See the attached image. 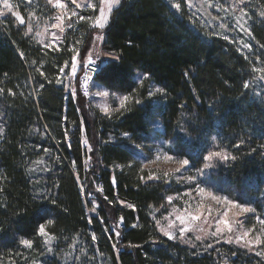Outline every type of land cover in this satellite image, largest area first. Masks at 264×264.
Segmentation results:
<instances>
[{
  "label": "trees",
  "instance_id": "trees-1",
  "mask_svg": "<svg viewBox=\"0 0 264 264\" xmlns=\"http://www.w3.org/2000/svg\"><path fill=\"white\" fill-rule=\"evenodd\" d=\"M185 9V2L176 10L169 0H121L112 12L100 47L111 54L104 61L119 60L104 63L93 80L119 98L110 114L84 109L81 100L77 111L57 84L72 45L86 60L95 36L88 22L72 24L66 40L45 47L15 18L0 17V264H264L231 244L204 249L169 239L153 223L176 188L144 165L149 144L190 159L192 171L202 167L209 148L234 156L214 158L215 186H204L249 205L255 209L250 218L264 220V94L243 87L251 80L247 53L204 32ZM250 30L264 45V23L263 30ZM260 45L251 56L264 63ZM125 95L130 99L121 108ZM161 140L171 143L160 146ZM98 180L104 196L96 191ZM83 190L95 213L87 211ZM121 217L118 238L111 230ZM49 219L47 231L56 237L51 252L37 233Z\"/></svg>",
  "mask_w": 264,
  "mask_h": 264
},
{
  "label": "rangeland",
  "instance_id": "rangeland-1",
  "mask_svg": "<svg viewBox=\"0 0 264 264\" xmlns=\"http://www.w3.org/2000/svg\"><path fill=\"white\" fill-rule=\"evenodd\" d=\"M171 5L175 2H180V0H169ZM247 0L246 5H243L245 11L248 13V16L251 17L249 20L248 27L257 31L258 29L263 30L264 17L260 16V12H264V4L262 1L256 0ZM186 3V13L188 19L194 24H198V26L204 31L211 33L213 36H219L221 38L224 37L225 34L229 36L228 40H225L231 45H234L236 48H240L241 51H245L249 56L248 49H243L244 43H249L252 46V52L255 53V47L258 44L259 38L256 35H251V37L243 32V31H228L225 32L220 28L221 18L225 16L224 11H220L219 9L222 7L227 9L230 16V23H235V16L239 15V8L235 7L237 0H184ZM13 3L14 11H19L24 20L27 31L29 28L32 29L29 32L39 43L48 47H56L57 44L54 42L55 37L59 38L61 43L66 40L65 35L66 31L69 30L68 24H76L78 22H88L90 26L95 21L97 15H99V9L102 4V0H77V3L81 5V7L77 8L75 4L72 3V0H61V3L65 5L64 8H55L54 4H50L48 0H11ZM92 4L93 8L85 7L84 5ZM105 10H106V6ZM2 5H0V12H3ZM76 12L78 15L73 16L72 13ZM195 13V16H193ZM58 14L64 15V27L66 31L64 33H60L59 29H53L51 24L57 23L55 17ZM85 16L88 19L80 20L79 16ZM4 16H12L9 13H5ZM13 17V16H12ZM14 18V17H13ZM247 18V17H246ZM226 24H229V21H223ZM251 31V30H250ZM255 31V32H257ZM101 29H95V36L99 37L101 35ZM253 32V31H252ZM91 49L88 52L86 60L89 56L97 55L101 59L107 58L109 56H105V52L102 51L100 47L101 40L96 39L92 42ZM74 46V45H72ZM78 49L79 46L75 45ZM240 51V52H241ZM79 53V51H78ZM73 55H77V52L71 51L69 58V65L67 67V72L63 75L60 74V79L63 81V86L66 90V94L71 96L69 89L71 87H76L78 90V95L74 99L76 104L78 105L80 111V104H78L79 100L83 102L84 109H88L89 107H94L96 110L102 112L100 109L102 107L112 108L113 103L119 100H116V95L107 91L105 88L100 86L97 83L93 84L92 81V91L91 95L84 96L77 85V78L79 77L82 68H77L76 76L72 75L71 69V57ZM81 55L78 54V64L81 62ZM249 59L252 61L250 64V73L251 80L253 77L258 76V73H253V66L257 68L264 67V63H260L257 59L253 58L250 54ZM85 60V61H86ZM81 69V71H80ZM80 71V73H79ZM250 78L247 81H251ZM255 89L258 92L264 94V81L257 80L254 84ZM107 92L108 95H103V93ZM72 97V96H71ZM104 113V112H103ZM82 118V117H81ZM149 154L147 155L146 161H144V165L150 169L158 170L169 180H173L175 184L176 192L173 194H169L168 197H171V201H166V205L163 207H159L155 210V215H153V223L162 234L164 232L161 231V228L167 229L171 232L172 236L175 239L180 240L184 244H193L195 247H203L204 249H208L209 246H213L219 243L231 244L235 247H238L240 251H244L246 253L254 254L257 257L264 258V224H261L257 217L250 218V213H239V209L234 208L231 205H227L224 203H217L216 201L211 200L208 196H201L196 191L195 184H189L186 181V177L193 173V169L189 168L187 171L177 172L176 169L180 167L177 161L178 159L166 160L164 157L167 154L162 149L158 148L157 145H148ZM169 155V154H167ZM205 187L206 191H212L214 195L218 196H227L223 192H219L214 190L213 188ZM88 194L83 190L82 196L86 201L87 211L91 213H95L96 205L95 201L91 200L90 197H87ZM229 199H233L229 197ZM90 200V201H89ZM235 200V199H234ZM120 204H124L119 201ZM249 206V205H247ZM227 213V215H225ZM197 216L198 219L193 220L192 217ZM227 220V225H225L222 221ZM159 222V223H158ZM171 225V227H169ZM184 227L187 231L181 236L179 229ZM219 229V232H217ZM216 232V236H212L211 233ZM248 232V236L244 237L243 233ZM207 233V235H205ZM200 236L201 240H196V237ZM237 236H240L241 239L237 241ZM259 236L261 239V244H248V241H255L256 237ZM231 237V242H228V238ZM45 239V238H44ZM48 248H50V244H47ZM257 253H261V255H257Z\"/></svg>",
  "mask_w": 264,
  "mask_h": 264
},
{
  "label": "snow or ice",
  "instance_id": "snow-or-ice-1",
  "mask_svg": "<svg viewBox=\"0 0 264 264\" xmlns=\"http://www.w3.org/2000/svg\"><path fill=\"white\" fill-rule=\"evenodd\" d=\"M48 2L50 4H54V7L55 8H64L65 5L63 3H61V0H48ZM184 2V0H180V2H175L173 3L171 6L172 8L176 9V10H180L181 7H182V3ZM72 3L76 5L77 8L81 7L80 4L77 3V0H72ZM247 3V0H237L236 4H235V7L236 8H239V15L238 16H235V23H230V16L232 15L231 13H229V11L227 9H224V8H220L219 10L220 11H224L225 12V16L221 18V23H220V28L223 29L225 32H228V31H236V30H239V31H243L245 33H247L250 37H251V31L248 27H246V25H248L249 23V20L251 19V17L248 16V13L245 11L244 7H242L243 5H246ZM102 4L104 6H106V10H105V7L104 6H101L100 9H99V15L96 16L95 18V21L94 23L92 24V27L94 29H104L106 27V25L108 24V22L110 21V18H111V14L112 12L119 7V5L121 4V0H102ZM0 5H2V8H3V12H0V17L4 16L5 13H9L11 14L15 20L20 24V25H23L25 23V20L22 16V14L19 12V11H14V5L13 3H11V0H0ZM85 7H88V8H93V5L92 4H87V5H84ZM73 16H76L78 15V13L76 12H73L72 13ZM193 16H195V13H193ZM260 16L261 17H264V12H260ZM247 17V18H246ZM79 19L80 20H85V19H88L87 17L85 16H82L80 15L79 16ZM55 20L57 21V23H53L51 24V27L53 29H59V32L60 33H64L66 31L65 27L63 26L64 25V15L63 14H58L56 17H55ZM223 21H229V24H226L224 23ZM68 28L70 29L71 28V24L69 23L68 24ZM32 29L29 28L28 29V32H31ZM28 33H26L25 35H27ZM225 40H228L229 39V36L227 34L224 35L223 37ZM96 39H99V40H103V37L102 36H99V37H93V40L95 41ZM54 42L59 45V43L61 42L59 38L55 37L54 35ZM76 43H79V41H77ZM45 47H48L47 44H45ZM261 48H264V45H260ZM243 49H248L249 51V56L252 52V46L249 44V43H244L243 44ZM73 52H77V55H73L71 57V69H72V75L75 77L76 76V73H77V68L78 67H81L84 72H85V75L83 76L82 80H83V84L82 86L84 87L85 89V95H87V88L89 86V82L90 81H93L94 80V77H89L87 75V71L89 69H91L93 71L94 74L98 73L100 68L103 66L104 63H114V62H118L119 60V57H112L111 61H104V60H101L100 63H97L96 60H93L91 58V55L89 56V59L87 61H81L79 64H78V49L75 47V46H72V49H71ZM237 51H241L240 48H237ZM105 56H111L110 53H106L104 54ZM21 56H23V53H21ZM249 56H245V59L246 60H249V63H252V61L249 59ZM257 61H259V56H257ZM67 72V68L66 66L64 68H61L60 69V73L61 75L65 74ZM252 72L253 73H258L259 75L256 76V77H253V79L251 81H245L244 84H243V87L244 89H250L255 83L257 80L259 81H264V67H261V68H257L255 66H253L252 68ZM41 75H43V73L41 72ZM144 77H147L149 76L148 73H144L143 74ZM57 84H63V81L61 79H58L57 80ZM41 88L44 87L43 84L40 85ZM70 93H71V96L73 99L76 98V96L78 95V90L76 87H71L69 89ZM157 92H160V93H163L164 92V89L162 88H158L156 90ZM262 93L260 92H256L254 93V95H261ZM103 95H108L107 92L103 93ZM153 96V93L152 92H149L148 93V97L151 98ZM130 99V97L128 95H125L123 96L120 101H119V105L121 108H123L125 106V103L126 101H128ZM137 104L141 103V101L137 100L136 101ZM102 112L106 113V114H110V109L108 107H102L100 109ZM117 109H112V111H116ZM77 111H79V109H77ZM66 119V118H65ZM155 126H159L158 124H156ZM3 129L0 128V131H2ZM123 136L127 139H130V136L127 132H125L123 134ZM213 141L216 140V137L214 136L213 138ZM170 141H165V140H161L160 141V146H163V145H170ZM244 143V141H239L236 145V147H239L240 144ZM143 146L140 145V144H135L133 145V148L134 149H140L142 148ZM171 150V149H169ZM45 151H47V149H45ZM255 151V150H253ZM166 160H172L174 159V157L172 155H165L164 157ZM214 158L216 161H227L229 160L230 158L231 159H235L234 156H231L230 154H227L225 153L223 150H212L211 148H209L207 151H206V154H204L202 156V159L204 161L203 165L201 168H196L194 169L193 173L189 176L186 177V181L189 183V184H195L196 185V191L201 195V196H208L211 198V200L213 201H216L217 203H224V204H227V205H231L233 206L234 208H237L239 209V213H251V212H255V209L252 208V207H249L247 206L245 203H240L238 202L237 200H234V199H229L228 196H218V195H214L212 191H206L205 187H202L201 185L204 184V185H208L210 183H213V186H215L214 182H212L210 180V176H211V170L215 167V164H214ZM178 164L180 165L179 168L176 169L177 172H183V171H187L190 167H191V162H190V159L188 158H185V159H181L179 161H177ZM44 171H48L47 168L44 169ZM41 198V200H46V199H49V197H44L41 194H38ZM261 198H264V197H261ZM105 199H107V197H105ZM171 197H168V200L171 201ZM53 203H55V201L53 200ZM109 203H111L109 201ZM128 208H132L133 205L131 204H127L126 205ZM225 215H227V213H225ZM193 220H196L198 219L197 216H193L192 217ZM259 219V217L257 218ZM225 225H227V220H223L222 221ZM54 223L53 220L49 219L47 221H45V223H42L39 225L38 227V230H37V233L40 237H43L45 238V244H50L52 241H54L56 239L55 235L50 233L49 231H47V225H52ZM159 223V222H158ZM260 223L261 224H264V220H260ZM123 224H124V218L121 217L118 224L116 225V228H113L111 231L113 232H116V235L117 237L119 238V231L118 229L123 227ZM133 227H135L136 225H132ZM171 227V225L169 226ZM161 231L164 232V235L165 236H168L169 239H173L174 237L172 236L171 232L167 229H164V228H161ZM180 231V234L181 236L184 235V233L187 231L186 228L184 227H181L179 229ZM217 232H219V229H217ZM248 232H244L243 233V236L244 237H247L248 236ZM205 235H207V233H205ZM212 236H216L217 233L216 232H213L211 233ZM92 239L93 241L96 240V236L95 234H93L92 236ZM237 241H239L241 239L240 236H237ZM196 240H201V237L200 236H197L196 237ZM228 242H231V237L228 238ZM261 239L259 236L256 237L255 241H248V244L251 245V244H256V245H259L261 244ZM20 243L23 245V246H26L28 248H31L32 247V241L29 240V239H21ZM211 247V245L209 246ZM48 251L51 252L52 249L51 248H48ZM81 252H84L83 249L80 250ZM257 255H261V253H257ZM72 259L74 261H79L80 260V256H75V257H72ZM35 264V262H34Z\"/></svg>",
  "mask_w": 264,
  "mask_h": 264
},
{
  "label": "built area",
  "instance_id": "built-area-1",
  "mask_svg": "<svg viewBox=\"0 0 264 264\" xmlns=\"http://www.w3.org/2000/svg\"><path fill=\"white\" fill-rule=\"evenodd\" d=\"M91 58H92L93 60H96L97 63H100V61L103 60V59H101V58H100L99 56H97V55L91 56ZM88 59H89V58H88ZM88 59H87V60H88ZM87 60H86V61H87ZM84 75H85V72H84V70L82 69V71H81L79 77L77 78V85H78V88L80 89L81 93H82L84 96H89V95H91V91H92V81L89 82V86H88V88H87V95H85V89H84V87L82 86V84H83V80H82V78H83ZM87 75H88L89 77H94L95 74L93 73V71H92L91 69H89V70L87 71ZM80 143H81V146H86V141H85L83 138H81ZM95 187H96V191H97V193H98L99 195L104 196L103 183H102V181L98 180V181L96 182Z\"/></svg>",
  "mask_w": 264,
  "mask_h": 264
}]
</instances>
